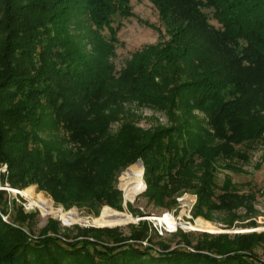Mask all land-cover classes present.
Returning <instances> with one entry per match:
<instances>
[{
	"label": "trees",
	"instance_id": "obj_1",
	"mask_svg": "<svg viewBox=\"0 0 264 264\" xmlns=\"http://www.w3.org/2000/svg\"><path fill=\"white\" fill-rule=\"evenodd\" d=\"M151 2L168 39L136 51L116 72L114 16L135 15L129 0H0L2 184L36 185L65 209L86 207L96 216L108 205L120 217L119 174L142 159L149 202L172 209L180 194L192 192L194 218L212 221L213 213L227 212L232 227L258 211L255 192H241L230 177L220 185L217 174L220 161H249L250 144L264 143V0ZM133 104L165 111L171 122L145 128ZM46 129L64 136L47 139ZM135 171L144 189L137 164L124 175V194ZM8 191L0 189V264H264L255 251L264 246V231L203 232L195 244L183 234L184 247L158 250L140 243L147 219L130 236L77 225L79 238L69 240L52 218L33 238L25 224L36 211L19 206L13 220H4ZM241 209L245 214L236 215Z\"/></svg>",
	"mask_w": 264,
	"mask_h": 264
},
{
	"label": "rangeland",
	"instance_id": "obj_2",
	"mask_svg": "<svg viewBox=\"0 0 264 264\" xmlns=\"http://www.w3.org/2000/svg\"><path fill=\"white\" fill-rule=\"evenodd\" d=\"M132 7V11L135 13L133 16H122L117 14L114 16L113 25L116 27L120 25V29L117 33L118 42L115 44L114 54L112 55L111 61L115 66V71L119 72L126 67L133 54L142 49L144 46L152 43H156L160 40L168 39L165 33V28L162 26L159 13L151 0H129ZM204 11L207 13L210 19V23L216 28H220L221 24L217 19L213 17L212 9L205 8ZM142 20H147L152 24H155L157 28L162 29L161 32L156 27H150L143 23ZM107 37H110L108 30H102ZM136 112L137 117L135 119L139 120V124L145 128L155 127L158 124H169L171 120L167 112L160 111L155 108L150 107H140L135 104L130 106ZM200 116H203L200 113ZM118 124H114L113 132L117 131ZM48 129L42 130L41 133L47 139L53 141H59L62 136H64V131L53 130L49 134ZM250 155L249 161H220V167L217 174V180L220 185H222L226 177H230L232 182L235 183L241 192H255L257 194L256 208L257 214L253 217H246L244 220H235L232 227L228 226V222L233 219L231 214L227 212H215L213 213L214 219L206 220L203 217L195 218L196 221H192L190 224H185L177 219V216L181 215L184 220H190L185 213L187 210L181 208L178 203L172 209H162L156 207L153 203L149 202L148 199L143 195V190L135 195L133 198L129 199L125 197L121 182L124 175L129 169L133 168L136 163L132 164L119 174L117 181L118 188L122 190L123 197L127 206L123 204L124 214L120 217H115L112 212L108 211V205L104 206L100 210V215L106 217L105 220H99L93 212L89 211L86 207L78 208L72 207L71 209H65L61 204H57L53 197L44 192L40 191L36 185H31L23 190L13 189L18 192L22 191V195L12 190L8 191L5 195L4 200L7 202L6 208L8 209V214H4L3 218L6 221L13 220L17 216L19 206H23V210L28 213L36 211L37 214L34 218L27 221L25 224L29 228L31 236L33 238H38L42 235L43 229L47 226L50 219L54 218L59 220L60 229L59 233L69 240H76L79 238V230L76 227L79 225L81 228L88 227L92 224L98 225L102 228H119L124 236H130L131 233L139 229L141 226L140 217L142 219H149L153 216L156 217H171L178 221L179 226L174 232H167L165 235L158 236L153 228L152 221H147L149 230L147 238L140 240L141 244L146 247L150 244H155L158 247L165 245L173 248H179L185 246V241L183 234H188L187 237L191 239L192 243H197L198 239L201 238L203 232H208L211 234L228 233L234 235L235 233H246L252 232L254 229L261 232L264 231V143L262 141L254 142L250 144ZM230 163L237 170L226 168L225 164ZM143 167V166H142ZM5 166L0 168V186L2 184V174H5L7 170L4 169ZM143 183L146 185L144 179V168H143ZM130 175L127 176V180ZM139 184V177H138ZM128 189V185H127ZM145 190V189H144ZM192 193V192H188ZM39 195H42L46 200H52L53 209L49 207L44 202H41ZM181 195V194H180ZM34 204V206L31 205ZM45 204L49 208L43 209L39 207V204ZM124 203V202H123ZM128 203H131L130 206ZM63 208V209H60ZM111 207V206H110ZM114 209V208H112ZM116 210V209H115ZM132 210V211H131ZM134 211V212H133ZM140 212L142 215H139ZM244 210L237 211L236 215H244ZM176 215V216H175ZM174 216V217H173ZM70 219L74 221H70ZM252 220H255L257 225L253 226H241L242 224H249ZM151 222V223H150ZM82 224V225H81ZM237 225V226H235ZM107 240L109 238L105 237ZM149 239V240H148ZM146 241V243H144ZM255 251L259 254L262 261H264V246H256ZM155 253V251H153Z\"/></svg>",
	"mask_w": 264,
	"mask_h": 264
},
{
	"label": "built area",
	"instance_id": "obj_3",
	"mask_svg": "<svg viewBox=\"0 0 264 264\" xmlns=\"http://www.w3.org/2000/svg\"><path fill=\"white\" fill-rule=\"evenodd\" d=\"M3 166H5L4 169L7 170V165H3ZM177 200H178V203L180 204L178 206H181V208L183 207V209L187 210V213H185V215H187L188 218H190V220H184V217L181 216L182 214L177 216V219L180 222H184L185 224H190L193 220L196 221V219L192 215V209L197 201V195L194 193L185 192L179 195L177 197ZM149 221H152L151 225L155 229V232L157 233L156 235H158L159 237L162 235H165L167 232H172L171 229L167 226L166 222H162L156 216L151 217ZM144 243H146V241ZM150 245H153V244H150ZM154 248L159 250L158 246H154Z\"/></svg>",
	"mask_w": 264,
	"mask_h": 264
},
{
	"label": "bare ground",
	"instance_id": "obj_4",
	"mask_svg": "<svg viewBox=\"0 0 264 264\" xmlns=\"http://www.w3.org/2000/svg\"><path fill=\"white\" fill-rule=\"evenodd\" d=\"M127 185H128V189H127V193L125 194L126 198L128 197L129 199H131L135 195L140 193V187L138 184V172L137 171L130 174V176L127 180ZM8 189L12 190V192H18V191L13 190L9 187H8ZM144 189H145V185H144ZM144 189H143V191H144ZM20 193L22 194V191H20ZM31 205L34 206L33 203H31ZM39 207L43 208V209L49 208L47 205H45L43 203L39 204ZM158 218L162 222H166L167 226L171 229L172 232H174L180 226L178 221H176L174 218H171V217H158ZM70 221H74V220L70 219Z\"/></svg>",
	"mask_w": 264,
	"mask_h": 264
},
{
	"label": "water",
	"instance_id": "obj_5",
	"mask_svg": "<svg viewBox=\"0 0 264 264\" xmlns=\"http://www.w3.org/2000/svg\"><path fill=\"white\" fill-rule=\"evenodd\" d=\"M136 164H139V165L143 166V168H144V172H145V166H144V162H143L142 159H138L137 162H136ZM8 187L11 188V189H16V188L10 186L8 183H5L4 185H1V186H0V189H7V190H9ZM146 189H147V184L145 185V190H146ZM9 191H10V190H9ZM16 193L21 194L20 192H16ZM21 195H22V194H21ZM123 204H124V206H127V203L125 202V200H124V203H123ZM108 207H110V206H108ZM110 208H112V207H110ZM139 217H140V220H142L141 216H139ZM81 225H82V224H81ZM90 226L99 227L98 225H95V224H92V225H90ZM254 231H256V229H254Z\"/></svg>",
	"mask_w": 264,
	"mask_h": 264
}]
</instances>
